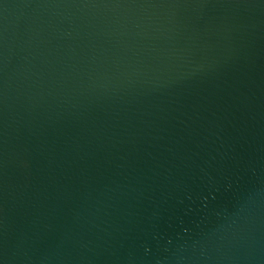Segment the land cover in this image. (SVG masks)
<instances>
[{"label": "water", "instance_id": "obj_1", "mask_svg": "<svg viewBox=\"0 0 264 264\" xmlns=\"http://www.w3.org/2000/svg\"><path fill=\"white\" fill-rule=\"evenodd\" d=\"M0 264H264V0H0Z\"/></svg>", "mask_w": 264, "mask_h": 264}]
</instances>
